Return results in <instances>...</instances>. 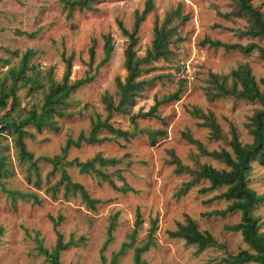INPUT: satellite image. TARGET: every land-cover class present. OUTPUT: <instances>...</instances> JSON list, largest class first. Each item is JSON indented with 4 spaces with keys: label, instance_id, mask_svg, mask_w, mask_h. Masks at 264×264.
<instances>
[{
    "label": "rangeland",
    "instance_id": "rangeland-1",
    "mask_svg": "<svg viewBox=\"0 0 264 264\" xmlns=\"http://www.w3.org/2000/svg\"><path fill=\"white\" fill-rule=\"evenodd\" d=\"M144 1L92 0L91 6L95 10L72 9L67 15L66 5L59 0H0V93H7L11 80L8 68L17 71L24 54L29 52L25 56L27 68L24 71L29 81H17L14 95L4 98L5 107L0 109V116L4 113L22 116L41 104L48 76L55 81L61 77L62 51L65 55H73L69 79L83 77L88 68V48L92 45L93 49L89 70V73L94 72L92 81L69 94L63 105L64 115L52 116L53 128L43 127L40 132H36L30 125L23 127L28 131L23 137L24 147L33 158L60 154L67 139H75L80 132L86 133L94 114L101 118L104 116L100 102L104 92L111 95L114 104L117 102L113 80L115 76L123 78L125 74L122 63L127 40L116 22L120 21L125 29H130L133 11L141 10ZM152 3L153 9L140 22L136 33L134 49L138 57L143 56L150 45L154 23L159 25L164 15L175 8H179L181 15H187L182 23L179 19L172 23L176 34L168 45L171 53L167 58L140 64L143 69L140 78L147 80L148 86L143 88L141 96L134 99L130 108V113L144 112L155 98L160 100L180 87L178 99L160 101L155 111L157 117L136 118L138 127L158 129L162 134L156 136L153 145H149L144 134L129 138L128 141L121 138L105 141L102 136L110 135L101 132L98 134L99 139L79 146L69 145L63 157L65 161L73 158L84 161L98 154L119 159L116 164L103 168V171L110 174L116 186H120L123 181L134 191L121 193L98 180L92 173H79L74 165H62L70 180L81 184L99 203L91 210L77 195H63L61 185H58L54 198H51L47 187L59 178V170L50 173V164L37 159L36 176L28 162L19 158L11 135L5 130L0 133V153L4 155L9 174L1 177L0 181L8 189L34 192L41 202L39 205L29 200L16 199L11 202L0 191V225L3 228L0 235V264H47L35 249L34 234L37 232L42 245L50 248L54 243L55 230L63 235L64 240L69 234L74 239L78 236L85 238L84 243L62 250L59 264H100L101 254L107 264L111 253L127 241L137 212L140 224L135 244L144 238L150 220L156 219L154 244L141 254L143 264H207L218 261L225 252L235 253L239 249L250 251L238 232L224 228L239 220L238 210L224 216L203 215L226 206L224 200L202 202L223 191L224 187L200 194L197 189L208 183L199 180L184 193L178 194L181 184L190 180V176L174 171V165L168 162V151H172L182 164L192 169L202 164L215 169H227L221 162L200 155L193 144L182 138L181 133L188 131L207 151H230L227 140L231 124L238 140L249 143L251 137L245 126L248 116L258 104L236 100L231 96L209 101L206 98V90L211 86L208 74L227 75L231 69L244 64L258 80L264 78V62L257 58L256 50L245 55L236 50L200 46L199 41L207 37L226 43H255L264 49V40L240 37L225 29H244L248 25L244 17H221V13L235 7L234 0H152ZM250 3L258 10H264V0H250ZM213 24L220 27L213 28ZM105 34L111 36L113 49L108 60L99 64ZM226 83H230L229 78ZM192 108L213 115L220 130V138L211 139L208 136V129L199 126L200 120L189 114ZM110 121L114 127L129 128L127 115L112 114ZM250 165L248 186L256 194H264V164L251 162ZM115 213L112 239L100 252L106 238V228ZM253 215L260 224V230H264V200L256 205ZM48 216H61L62 219L54 227ZM185 216L193 219L199 230L209 232L224 249L213 246L196 251L194 245H185L180 238H169L166 232L175 229L177 223H183ZM131 262V249H126L114 264Z\"/></svg>",
    "mask_w": 264,
    "mask_h": 264
},
{
    "label": "trees",
    "instance_id": "trees-1",
    "mask_svg": "<svg viewBox=\"0 0 264 264\" xmlns=\"http://www.w3.org/2000/svg\"><path fill=\"white\" fill-rule=\"evenodd\" d=\"M63 5H66L67 15H70L72 9L78 11L82 10H95L91 6L92 0H59ZM235 7L228 11L221 13V17L229 19L231 17H244L248 21V25L244 29H231L240 37H251L264 40V10L260 11L253 7L250 0H234ZM153 9L152 0H145L141 10L135 9L133 11V20L130 29H125L120 21H117V27L120 32L126 37V45L123 49V68L125 74L123 78L118 76L114 77L115 94L117 95V102L114 104L111 95L104 92L100 96L104 116L101 118L98 114H94L89 120V128L86 133L80 132L75 139H67L65 147L60 154H55L51 157L38 156L33 158L31 152L27 151L24 147L23 137L28 134V131L23 127L30 125L36 132H40L43 127L53 128L52 116L61 117L64 115L63 105L66 102L70 93L78 87L85 85L92 81L94 72L89 73L90 62L93 58L92 45L88 48V62L87 70L83 77L70 80V68L72 53L65 55L62 51L60 58L63 63V71L58 81L53 80L50 76L47 78V85L43 90L42 102L32 110L27 111L24 115H15L11 113H4L0 116V133L7 130L12 137L13 144L17 149V154L21 160H26L29 168L37 176L36 160L40 159L50 164V173L59 170V178L50 186L49 196L54 198V192L58 185L62 186L63 195H77L81 202L89 209H94L99 200L91 197L83 186L77 182L70 180L62 165H74L79 173H92L98 180L106 182L114 190L121 193L133 192L134 190L122 181L120 186H116L110 177L109 173L103 171V168L116 164L119 159L105 158L98 154L90 159L79 161L73 158L69 161L63 159L65 150L69 145L79 146L81 143L91 142L98 138V134L106 132L110 136H102L105 141H111L116 138H121L128 141L136 135H146L149 145L155 143L157 135L162 134L161 130H152L149 128H140L136 124L137 117H157L155 111L160 101L169 99H178V94L181 88L178 87L173 93L163 96L160 100L156 98L149 108L144 111H137L130 113V108L134 104V99L141 96V91L144 87L148 86V81L140 78V73L143 70L140 66L141 63L154 61L157 59H166L171 53L168 45L172 42L173 35L176 34L175 26L172 24L175 19L183 22L187 19V15H181L179 8L168 11L159 25L154 23L152 27V38L150 45L145 49L143 56L138 57L135 54L134 46L137 43V30L140 22L144 19L146 14ZM213 28L220 27V25L213 24ZM33 34H28L32 36ZM200 46H207L209 48L221 47L224 51L236 50L245 55L256 50L258 59L264 62V49L255 43H247L242 45L237 42L226 43L217 39H210L207 37L199 41ZM113 49L112 38L109 34L103 35L102 43V57L99 64L108 60ZM29 52L24 54L20 62V68L16 71L14 68H8L11 80L8 85L7 93H0V109L5 107L4 98L6 95L13 96L16 88L17 81L20 79L24 82L29 81L28 77L24 76V71L27 68V57ZM210 87L207 88L206 98L211 101L218 97L231 96L236 100H245L256 102L258 107L253 110L248 116L246 123L247 133L250 135L251 140L249 143H241L234 127L229 125L230 137L227 140L230 151L225 149L207 151L203 148L202 144L194 139L188 131L181 133L182 138L193 144L198 150L200 155L209 156L221 162L227 169H215L210 165L202 164L196 168H189L187 165L182 164L179 159L168 151V162L174 165L176 173H187L190 180L183 182L178 190V194L184 193L191 186L199 180H205L208 184L197 189V192L204 194L208 191L217 190L224 187V190L213 194L209 198L202 200L203 203H208L212 200H224L227 202L223 209L212 210L203 215H217L224 216L232 211H239V220L233 224L224 226L225 230L238 232L241 236L242 242L248 246L249 250L239 249L235 253L225 252L218 261L208 262L207 264H243L252 262L254 264H264V230H260V224L257 218L253 215V211L257 204L264 200V194H256L253 189L248 186L247 174L250 171L251 162L264 164V78L255 80L247 65H238L231 69L227 75H218L209 73ZM227 78L230 83L227 84ZM112 114L127 115L129 123L128 129H121L114 127L110 121ZM189 114L199 119V126L208 129V136L211 139H218L221 137L218 124L216 123L213 115L209 112H202L198 108L189 110ZM9 174L5 166L4 155L0 153V178L6 177ZM120 177V176H119ZM0 191L4 193L11 202L16 199L26 201L29 200L32 204L39 205L41 200L34 192L19 191L5 188L3 182L0 181ZM116 213L111 217L106 228V238L102 242L100 252H102L107 244L111 241V230L114 227V218ZM52 225L55 227L62 219L61 216L53 218L48 216ZM140 219L138 212L136 213L133 227L127 235V241L122 242L118 249L111 253L107 264H114L117 257L121 255L126 249H131V264H143L141 254L146 251L150 246H153V233L156 229V219L149 222L144 238L139 244H135V237L137 228L139 227ZM2 226L0 225V235L2 234ZM167 236L169 238H180L185 245H194L196 251H201L206 247H219L223 246L218 243L214 237L207 231L199 230L193 219L188 216L184 217L183 223H177L175 229L168 230ZM35 249L37 253L43 256L47 264H59V253L69 246H76L84 243V236L73 238L69 234L68 238L64 240L63 235L55 230V239L52 247L46 248L42 245L41 239L37 237V232L34 234ZM224 249V248H223ZM100 264H105V259L100 255Z\"/></svg>",
    "mask_w": 264,
    "mask_h": 264
},
{
    "label": "built area",
    "instance_id": "built-area-1",
    "mask_svg": "<svg viewBox=\"0 0 264 264\" xmlns=\"http://www.w3.org/2000/svg\"><path fill=\"white\" fill-rule=\"evenodd\" d=\"M181 70H182V68H181Z\"/></svg>",
    "mask_w": 264,
    "mask_h": 264
}]
</instances>
